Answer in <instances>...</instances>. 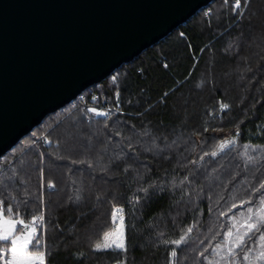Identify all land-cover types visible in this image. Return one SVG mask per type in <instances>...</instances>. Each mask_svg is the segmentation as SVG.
Masks as SVG:
<instances>
[{"label": "trees", "instance_id": "trees-1", "mask_svg": "<svg viewBox=\"0 0 264 264\" xmlns=\"http://www.w3.org/2000/svg\"><path fill=\"white\" fill-rule=\"evenodd\" d=\"M235 4L200 8L0 157V209L33 224L31 254L45 264H264V228L235 245L264 198V0ZM121 218L126 250L96 251Z\"/></svg>", "mask_w": 264, "mask_h": 264}, {"label": "water", "instance_id": "water-1", "mask_svg": "<svg viewBox=\"0 0 264 264\" xmlns=\"http://www.w3.org/2000/svg\"><path fill=\"white\" fill-rule=\"evenodd\" d=\"M211 1L0 0V157Z\"/></svg>", "mask_w": 264, "mask_h": 264}, {"label": "snow or ice", "instance_id": "snow-or-ice-1", "mask_svg": "<svg viewBox=\"0 0 264 264\" xmlns=\"http://www.w3.org/2000/svg\"><path fill=\"white\" fill-rule=\"evenodd\" d=\"M237 8H239V0H236ZM222 109H227L228 105L224 104L221 106ZM89 111H95V109H89ZM216 155V153H213ZM53 187V185H49ZM261 188L264 189V184H261ZM141 191L147 192V189H141ZM235 207V205H233ZM4 209H0V242L10 241V249L0 248V260L3 264H45V254L38 253L33 255L29 251V245L33 243V237L35 236V229L29 230V226L25 225L24 231L26 235L15 236V222L10 219L4 218ZM6 211L11 212V209ZM42 219V217H41ZM23 224V221H20ZM247 232L244 235H237L236 237V248H240L245 244V238L252 232L261 231L264 228V198H261L260 205L256 209H249L248 222L246 224ZM191 232V229H188ZM233 233L228 232V236L232 237ZM183 239V238H182ZM259 240L264 242V235H260ZM39 241L37 240V244ZM176 245L181 243L180 240L173 242ZM261 249L258 260L264 261V243H261ZM106 249H115L120 251L126 250V245L124 243V231H123V218H121V227L117 228L113 233H105L104 243H97L95 245L96 251H102ZM234 249H229V256L234 257ZM6 253L10 254V259L6 258ZM171 255L175 257L177 255L176 251H172ZM244 261H248L249 257L245 255L243 257ZM232 264H235V258H233Z\"/></svg>", "mask_w": 264, "mask_h": 264}, {"label": "rangeland", "instance_id": "rangeland-1", "mask_svg": "<svg viewBox=\"0 0 264 264\" xmlns=\"http://www.w3.org/2000/svg\"><path fill=\"white\" fill-rule=\"evenodd\" d=\"M73 101H74V100H73ZM73 101H72L71 103H69V104H72ZM14 151H15V149H14V147H13L12 149L9 150L8 155H9L10 153L14 152ZM4 159H5V157L2 158V159H0V162H3ZM4 218H5V219H10V220H12V221L15 222V232H14V235H15V236H21V235H26V234H27V233L24 231V227H25V225H28V226H29V230H31L32 228H34L33 224H31V223H29V222H28V223H27V222H23V224H21V223H20L21 220H19V219L11 218V217H9V216H5V215H4ZM19 225L21 226V228L17 230V227H18ZM34 229H35V228H34Z\"/></svg>", "mask_w": 264, "mask_h": 264}, {"label": "built area", "instance_id": "built-area-1", "mask_svg": "<svg viewBox=\"0 0 264 264\" xmlns=\"http://www.w3.org/2000/svg\"><path fill=\"white\" fill-rule=\"evenodd\" d=\"M96 110L98 113H104V114L110 115V114L116 112L117 108H116V106L115 107H105V108L97 107ZM51 189H53V188H51Z\"/></svg>", "mask_w": 264, "mask_h": 264}]
</instances>
